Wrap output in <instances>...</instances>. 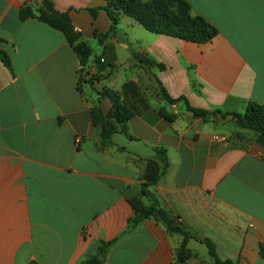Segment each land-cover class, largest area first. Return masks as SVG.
<instances>
[{"label": "crops", "instance_id": "obj_1", "mask_svg": "<svg viewBox=\"0 0 264 264\" xmlns=\"http://www.w3.org/2000/svg\"><path fill=\"white\" fill-rule=\"evenodd\" d=\"M186 1L219 31L211 42L156 35L126 16L100 41L111 21L90 10L103 0H49L91 48L90 75L99 71L97 59L109 67L91 86L65 35L38 19L44 0H0V52L10 62L0 57V264H80L116 238L105 264H176L183 237L163 224L148 219L125 233L136 215L132 201L141 199L140 159L155 148L169 159L151 188L160 207L210 239L220 260L264 264V146L257 134L231 116L195 118L184 101L163 97L164 89L196 109L241 114L250 103L264 104V0ZM24 8L35 17L21 21ZM104 89L134 113L130 137L115 134L113 148L103 147L92 117L94 109H112L99 97ZM187 249L185 264H216L197 240Z\"/></svg>", "mask_w": 264, "mask_h": 264}, {"label": "trees", "instance_id": "obj_2", "mask_svg": "<svg viewBox=\"0 0 264 264\" xmlns=\"http://www.w3.org/2000/svg\"><path fill=\"white\" fill-rule=\"evenodd\" d=\"M105 6L100 9L90 10L93 18H96L99 10L106 12L111 21L110 32L102 37L100 41L110 33L114 34L123 16H126L136 23L141 25L150 33L168 36L181 39L187 42L198 45L211 42L219 35V31L203 17L195 16L192 11V6L186 0H103ZM34 13L30 8H24L20 12L21 21L33 18ZM41 22L49 25L53 29L61 31L68 43L73 47L78 56L83 79L86 83L93 86L95 82L106 79V71L109 68L100 59L96 60L98 73L90 75L88 64L92 56V50L89 45L81 40V36L75 31L69 18L57 12L49 0H44V9L38 18ZM0 57L7 67H10V62L7 55L0 52ZM141 60V58H140ZM150 66L156 65L153 61H147ZM160 69H165L163 65H159ZM100 99L107 98L112 103V109L108 115H104L99 109L92 111V117L102 127V145L106 148H113V136L121 133L130 137L128 132V122L134 117V113L125 106L121 98L115 92L104 89L99 92ZM164 99L174 104L179 101H184L188 111L195 118L203 121H208L210 118L220 116L222 119L231 116L236 126L241 130H248L257 134L256 142L264 146V104L250 103L245 113L208 111L196 109L192 107L186 98L179 99L171 98L163 89ZM122 151V148H118ZM145 162V172L140 184V198L145 199L149 204H144L141 199L132 201L135 209V217L129 219L128 229L125 233L132 232L140 223L145 220L153 219L163 224L171 233L181 235L183 242L177 251L176 264H185L190 253L187 249V244L190 239H195L201 244H204L216 264H234L231 261H222L217 255L216 245L206 238H200L195 234L187 231L178 220L171 217L164 211L155 196L151 191L153 186H156L160 179L166 174L169 167V159L167 151L163 148H155L154 156L150 159H140ZM116 238L110 242H101L100 246L94 254H90L80 264H105V258L111 248L118 242ZM264 256V250H262ZM30 264H36L34 262Z\"/></svg>", "mask_w": 264, "mask_h": 264}, {"label": "rangeland", "instance_id": "obj_3", "mask_svg": "<svg viewBox=\"0 0 264 264\" xmlns=\"http://www.w3.org/2000/svg\"><path fill=\"white\" fill-rule=\"evenodd\" d=\"M232 139H234V140H241V139H240V137H239V136H237L236 134H233V137H232Z\"/></svg>", "mask_w": 264, "mask_h": 264}, {"label": "built area", "instance_id": "obj_4", "mask_svg": "<svg viewBox=\"0 0 264 264\" xmlns=\"http://www.w3.org/2000/svg\"><path fill=\"white\" fill-rule=\"evenodd\" d=\"M81 141H82L81 137H78V138L76 139V144L79 145V144L81 143Z\"/></svg>", "mask_w": 264, "mask_h": 264}]
</instances>
